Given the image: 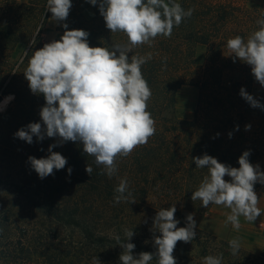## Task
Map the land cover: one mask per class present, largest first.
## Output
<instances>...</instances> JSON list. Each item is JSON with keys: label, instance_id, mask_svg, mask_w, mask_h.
<instances>
[{"label": "trees", "instance_id": "1", "mask_svg": "<svg viewBox=\"0 0 264 264\" xmlns=\"http://www.w3.org/2000/svg\"><path fill=\"white\" fill-rule=\"evenodd\" d=\"M71 2L64 24L67 30L88 32L89 46L110 49L128 43L124 33L107 29L99 0L97 5L89 0ZM178 4L185 11L193 9L191 17L174 26L171 36H157L151 45L136 46L128 53L129 59L151 53L141 72L152 92L147 110L155 120V134L127 157L118 156L111 178L83 152L81 142H65L52 149L67 159L65 168L40 179L28 157L46 158L47 146L35 136L28 144L14 133L33 122L44 127L39 113L46 101L42 94L31 92L24 71L32 53L46 44L41 34L47 0H0V101L14 97L0 111V264H92L95 256L101 264H121L123 249L115 236L124 239L125 229L135 233L129 241L136 246L134 256L155 253L153 236L161 234L150 229L160 208L175 205L179 228L186 226L188 214H194L197 223L212 205L204 208L201 201L191 200L208 174L207 169L196 168L193 157L207 154L239 168L238 158L250 150L249 162L264 172V109L252 107L240 95L242 87L252 95L256 80L251 66L238 58L234 62L227 48L230 38L247 40L259 29L264 0H179ZM65 30L62 26L54 41ZM196 45L205 48L201 66L194 64L190 49ZM184 86L198 90L190 120L180 118L176 109L177 93ZM253 97L264 105V93ZM87 164L93 169L90 176ZM121 179L128 181L135 203H115ZM254 190L259 198L264 184L257 182ZM220 254L222 264H264V246L255 253L240 247L233 255L228 241H216L198 228L192 242L178 241L173 252L177 264H203L204 257ZM151 264H156L155 257Z\"/></svg>", "mask_w": 264, "mask_h": 264}, {"label": "clouds", "instance_id": "2", "mask_svg": "<svg viewBox=\"0 0 264 264\" xmlns=\"http://www.w3.org/2000/svg\"><path fill=\"white\" fill-rule=\"evenodd\" d=\"M97 5L98 0H89ZM72 7L71 0H47V11L52 20L65 21ZM99 11L107 29L111 33L122 32L127 44H113L111 48L91 47L89 33L85 30H67L60 40L46 43L34 51L24 71L33 94H42L46 103L40 110V122L29 123L20 128L14 137L32 144L33 137L42 142L46 137H58L56 143L49 145L46 158L29 156L28 162L40 179L54 175L53 170L64 169L67 159L52 149L63 143L81 142L83 152L95 158V163L103 166V173L111 178L117 171L116 158L127 157L133 150L148 142L155 134V120L148 109L152 96L147 81L143 78L141 66L150 60L146 56L128 53L132 48L149 44L157 37H169L173 27L179 26L185 17H191L193 9L185 11L174 0H99ZM259 29L250 34L247 40L241 36L227 41L229 55L233 61L251 66L255 80L264 86V18L258 19ZM35 41H30L34 44ZM25 56L28 51H25ZM240 95L254 108L264 109L252 95L242 87ZM14 97L5 98L4 105ZM250 125L245 130H250ZM239 126H236V130ZM219 136V133L216 134ZM229 138L232 132H229ZM250 150L244 151L238 158L239 168L225 165L210 155L193 157L196 168L207 169L197 190L192 192L191 200L201 201V206L222 205L231 210L225 223H231L239 231L240 217L253 223L261 216L258 207L259 198L254 185L264 184V172L260 166L249 162ZM85 171L90 176L93 169L87 164ZM72 168H68L70 175ZM225 176L231 178L228 182ZM115 203L129 201L132 193L128 190V181L121 179L115 189ZM175 205L160 208L153 218L150 229L153 236L155 253L141 252L133 255L135 244L129 242L134 236L133 230H124V239L115 236L116 245L123 251L119 256L121 264H177L173 256L178 241L192 242L196 237L197 224L194 214L186 216V226L177 227ZM231 252L236 255L240 249L239 238L229 241ZM223 254L206 256L203 264H222ZM92 264H101L93 257Z\"/></svg>", "mask_w": 264, "mask_h": 264}, {"label": "rangeland", "instance_id": "3", "mask_svg": "<svg viewBox=\"0 0 264 264\" xmlns=\"http://www.w3.org/2000/svg\"><path fill=\"white\" fill-rule=\"evenodd\" d=\"M178 1L179 0H174L175 3H178ZM85 16L87 18L91 17V11H86ZM51 17L52 13L48 11L41 34L45 43H50L60 37L59 29L65 23V21H54ZM190 47L194 53V64L196 66H201L204 60L205 48L199 45ZM261 93H264V86H261L255 81L251 87V94L253 96H258ZM197 95V88L192 86H184L178 91L176 109L178 116L183 120L191 119ZM5 98L0 101V111L4 110L10 102L9 101L6 106H3ZM57 140L58 137H46L41 143L49 148V145L56 143ZM62 145L53 149H59ZM224 179L228 182L231 181V178L228 176H225ZM258 207L261 209V216L253 223H249L245 221L243 217H240L241 227L239 231H237L233 228L231 223H225L227 215L230 214L231 210L222 205L212 204L209 210L197 221V228L216 241L224 240L229 242L233 238L238 237L241 248L254 253L258 252L264 246V192L259 197Z\"/></svg>", "mask_w": 264, "mask_h": 264}]
</instances>
